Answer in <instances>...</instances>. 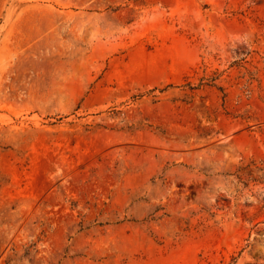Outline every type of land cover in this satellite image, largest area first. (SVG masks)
<instances>
[{
	"label": "rangeland",
	"instance_id": "rangeland-1",
	"mask_svg": "<svg viewBox=\"0 0 264 264\" xmlns=\"http://www.w3.org/2000/svg\"><path fill=\"white\" fill-rule=\"evenodd\" d=\"M0 264H264V0H0Z\"/></svg>",
	"mask_w": 264,
	"mask_h": 264
}]
</instances>
